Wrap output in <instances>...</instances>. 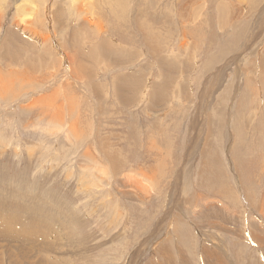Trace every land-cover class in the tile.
I'll use <instances>...</instances> for the list:
<instances>
[{"label":"rangeland","instance_id":"obj_1","mask_svg":"<svg viewBox=\"0 0 264 264\" xmlns=\"http://www.w3.org/2000/svg\"><path fill=\"white\" fill-rule=\"evenodd\" d=\"M70 1L40 3L54 42L0 59V161L62 203L40 204L59 233L8 249L23 264H264V0H100L90 23Z\"/></svg>","mask_w":264,"mask_h":264},{"label":"bare ground","instance_id":"obj_2","mask_svg":"<svg viewBox=\"0 0 264 264\" xmlns=\"http://www.w3.org/2000/svg\"><path fill=\"white\" fill-rule=\"evenodd\" d=\"M75 2L74 4H72V8L78 10L77 12H75L74 14L79 16L78 18H81L82 16H84V19L86 22L90 23L93 19H95L96 17L99 16V12L98 10V3L101 5V1H97V0H71L70 2ZM10 2V3H8ZM0 0V15H1V10H3V8L5 9V4H8L9 7H11L12 5V10L14 11V18L15 20L13 21L12 18V23H13V27L15 26L14 30L12 29H7L6 28V32L2 33L3 36L1 37V45L2 47L0 48V59H4V61H6V66H7V62L8 63H16V60L19 56L18 53H23V51L21 49H19V47H22L26 50L31 51L33 48L37 49L34 45V43L25 41V37L27 38H33L34 41L37 42H48L49 40L51 42H54V36L51 35H45L43 31H41L40 29H42V27H46L44 26V24L46 23L45 21L47 19L50 18L49 16H47V12H45L44 9H42L41 7V2L42 0ZM44 2V1H43ZM48 2V1H47ZM50 2V0H49ZM46 3V2H45ZM69 3V2H68ZM51 4V2H50ZM49 4V5H50ZM48 5V6H49ZM137 5V4H136ZM43 7H45V4H43ZM262 9L260 10L262 13L264 12V5L263 7H261ZM11 9V8H10ZM47 10V9H46ZM48 11V10H47ZM258 11V10H257ZM12 12V11H11ZM50 15V14H49ZM132 15V14H131ZM238 15V14H237ZM23 16L25 17V19L23 18ZM53 17V16H52ZM1 20V19H0ZM83 21V20H82ZM80 23V22H79ZM263 23V22H262ZM59 24V23H58ZM12 25V24H11ZM43 25V26H42ZM49 25V24H48ZM39 26H41L39 28ZM51 26V24H50ZM262 26V25H261ZM98 27V26H97ZM259 27H256V29ZM49 29L51 30L52 28L49 27ZM255 29V27H254ZM255 29V32H256ZM49 30V32H50ZM53 31H51L52 33ZM54 33V32H53ZM256 36V34H253L252 36ZM251 36V38H252ZM72 37V36H71ZM249 37V36H247ZM254 38V37H253ZM252 41V40H251ZM31 43V44H29ZM253 43V42H252ZM244 45V44H243ZM246 45V44H245ZM111 46L113 48V51L116 52L118 51V48H114V43L111 42ZM102 50L104 49L103 46H99ZM56 48V46H55ZM58 48H60V46L58 45ZM57 48V49H58ZM153 48V47H152ZM246 48V47H245ZM38 50V49H37ZM67 50V49H66ZM106 50L108 51V49L106 48ZM58 51L62 52L61 55H63V59L66 60V56H69L70 58L74 57H78V55H74L71 54L69 55L68 52H64L65 50H63L62 48H60V50L58 49ZM105 52L104 54H107V56L109 55L108 52ZM17 53V54H16ZM39 55V53H37ZM76 54V53H75ZM82 54V53H81ZM111 55V54H110ZM2 56V57H1ZM80 56V55H79ZM83 56V55H82ZM40 57L42 56V53L40 54ZM109 57V56H108ZM116 57V56H115ZM114 58V57H113ZM22 59V57H21ZM78 59V58H77ZM117 59V58H116ZM115 59V60H116ZM120 62H122V60H120V58H118ZM46 64H49L47 59H44ZM159 61V59H158ZM161 61V60H160ZM168 61V60H167ZM21 62V61H20ZM26 62V61H25ZM72 63H74V61H71ZM116 64V63H115ZM72 66V65H71ZM163 66V65H162ZM165 66V65H164ZM68 67V66H67ZM66 67V68H67ZM69 69V67H68ZM87 69V67H86ZM164 70V69H163ZM17 71V70H16ZM168 71V70H167ZM1 70H0V96L3 97L5 96L7 93L12 94V90H13V83H12V77H10L9 75L11 74H4L5 76H1L3 75V73L1 74ZM213 73V72H212ZM16 75V74H15ZM128 75V74H127ZM13 76V75H12ZM130 76V75H129ZM15 77V76H14ZM28 78V77H26ZM19 82L21 81L22 77L20 78L18 75ZM12 80V81H11ZM193 81V80H192ZM17 82V81H16ZM30 82V80H29ZM246 82V81H245ZM56 83V82H55ZM69 83V82H68ZM125 83V82H124ZM32 84V83H31ZM169 84V83H168ZM67 85V84H66ZM205 87V86H204ZM127 88V87H126ZM71 89V88H70ZM118 89V88H117ZM54 90V89H53ZM20 94V92H19ZM50 94V93H48ZM55 94V93H53ZM61 94V93H60ZM46 95V94H45ZM71 95V94H70ZM48 96V95H47ZM47 96H44L45 98ZM51 98L54 96L50 95ZM49 96V98H50ZM56 97V96H55ZM55 97H53L55 99ZM4 98V97H3ZM30 98V97H29ZM45 98H43V101ZM71 99V97H70ZM37 100H39L38 102H42V98H36V102L35 100H33V104H37ZM47 100L48 97H47ZM72 100V99H71ZM26 101V100H25ZM31 100H29L30 102ZM47 102V101H46ZM50 102V100L48 101V103ZM74 102V101H72ZM45 104V103H44ZM44 104H39L40 107L42 108L44 106ZM51 104V103H49ZM247 104V103H246ZM29 105V107H33V105L31 104H26L25 106L27 107ZM27 107V108H29ZM141 108V107H140ZM197 126V124H196ZM199 126V125H198ZM25 142V141H24ZM151 143V142H150ZM252 153V152H251ZM36 154V153H35ZM111 162V161H110ZM113 164V163H112ZM119 165V164H118ZM117 165V166H118ZM114 166H116V163L114 164ZM113 167V166H112ZM183 167V166H182ZM25 171H23L22 175H20V177L18 178L17 176H15L14 174H11V172H7L6 166L0 161V247H4L0 249V264H23V260L22 258L17 257L18 254H14L15 252H11L10 249H8V245H10V241L12 242V240H20L24 241V240H35L34 243H36V240H39L40 238L44 239L46 237H49V235H51V237L54 236V234L59 233V227L61 228V221H59L58 219H55V215L52 213L50 215H47L44 210H42L40 208V204H42L43 200V205H48L51 206L55 209L56 207H61L62 203L57 200V196L55 195L54 192L48 191L46 190L44 187H41L39 185H35V183L39 182L38 177H33L32 178V182L28 181V175H27V167H22ZM113 170V168H112ZM108 171V170H107ZM115 171V170H114ZM148 173V172H147ZM146 173V174H147ZM149 174V173H148ZM225 181V180H224ZM42 182V181H41ZM47 182V181H46ZM49 183V182H48ZM40 184V183H39ZM10 186L12 190L9 191H5V189H3V186ZM45 185V184H43ZM49 185V184H48ZM50 187V186H49ZM132 187V186H131ZM26 189L28 192L25 193L24 195L20 196L17 195L15 190L17 191H21ZM49 189V188H48ZM53 189V187L51 188ZM50 190V189H49ZM32 191L34 192V194L32 193ZM176 193V192H175ZM23 194V193H22ZM233 194V193H232ZM179 196V195H178ZM62 197V195H61ZM20 198V199H19ZM43 198V199H42ZM42 199V202H41ZM20 200V201H19ZM23 200V201H21ZM29 200L28 203H25L24 201ZM24 202V203H23ZM213 204V203H212ZM229 204V203H228ZM42 205V206H43ZM56 208V209H58ZM49 209V207H48ZM53 210V209H52ZM164 210V209H163ZM21 213L23 215H25V218H21ZM264 214V213H263ZM59 215V213L57 214ZM201 215V214H200ZM69 216L72 217V214ZM76 216V215H75ZM77 217V216H76ZM62 219V218H61ZM69 219V218H68ZM77 219V218H76ZM79 219V218H78ZM70 222V220H68ZM59 222V223H57ZM81 222V221H80ZM161 223V222H160ZM159 223V224H160ZM78 227V226H77ZM66 228V227H65ZM222 229V228H221ZM67 231V230H66ZM77 231V230H76ZM228 231V230H227ZM254 231V230H253ZM65 232V231H62ZM256 232V231H254ZM67 233V232H65ZM233 233V232H232ZM260 233V232H259ZM62 234V233H61ZM253 234V238L258 239L259 237V241H262L261 243L264 246V241L260 240L263 239V237L261 235H259V237L255 236V233ZM65 235V234H64ZM226 235V234H225ZM258 235V234H257ZM148 236V235H147ZM246 236V235H245ZM34 237V238H33ZM248 237V236H247ZM40 239V240H41ZM47 239V238H46ZM64 239V238H63ZM52 240V239H51ZM55 241V239H53ZM42 241V240H41ZM86 241V240H85ZM145 241V240H144ZM258 241V240H257ZM5 242V243H4ZM30 242V244H32ZM81 244H83V242L80 240L78 241ZM108 242V241H107ZM16 243V242H15ZM13 243V244H15ZM27 243V242H26ZM25 243V244H26ZM46 244L47 247H49L48 249H50L51 243L49 241H45L44 242ZM68 243V241H67ZM72 243V242H71ZM144 243V242H142ZM259 243V242H257ZM12 244V245H13ZM195 244V243H194ZM260 244V243H259ZM259 245V246H262ZM29 245V243H28ZM27 245V246H28ZM36 245V244H35ZM96 245L97 244H93ZM246 245V244H245ZM37 246V245H36ZM102 246V244H101ZM7 247V248H6ZM34 247V245H33ZM40 248V246H38ZM100 247V246H99ZM6 250V253L3 252L4 249ZM10 248V247H9ZM18 248V247H17ZM26 248V247H25ZM37 248V247H36ZM45 248V247H44ZM44 248L42 252H44ZM56 248V247H55ZM74 248V247H73ZM72 248V249H73ZM81 248V247H80ZM98 248V247H97ZM96 248V249H97ZM223 248V247H222ZM13 249V248H12ZM31 249V247L29 248V250ZM33 249V248H32ZM31 249V251H32ZM35 249V248H34ZM47 249V248H46ZM95 249V250H96ZM99 249V248H98ZM17 250V249H16ZM27 250V248H26ZM41 250V249H40ZM57 250V249H56ZM82 250V249H81ZM160 250V249H159ZM18 251V250H17ZM30 251V252H31ZM55 251V250H54ZM84 251V250H83ZM213 251V250H212ZM222 251V250H221ZM19 252L21 253L22 250ZM29 252V251H28ZM27 252V254H28ZM37 251L34 252V254ZM41 251H38V253H40ZM51 252V251H50ZM57 252V251H56ZM73 252V251H72ZM76 252V251H75ZM82 252V251H81ZM85 252V251H84ZM133 252V250H132ZM131 252V253H132ZM162 252V250H161ZM160 252V253H161ZM37 253V254H38ZM77 254L80 252H76ZM94 253V252H93ZM163 253V252H162ZM214 253V251H213ZM32 254L30 257L33 258L35 255ZM60 254V253H58ZM85 254V253H84ZM136 253L133 252V256L131 257V261L133 263L134 260V255ZM164 254V253H163ZM23 255V254H22ZM29 255V254H28ZM34 255V256H33ZM43 256V258H46V260L44 259V261L41 262H48L50 264H67L66 260H58V258H55L54 256L51 257H46L47 255H43V253L41 254ZM50 255V254H49ZM54 255H57V253ZM139 255V254H138ZM39 257H41L40 255H38ZM58 256V255H57ZM172 256V255H171ZM171 256L166 255V259L171 258ZM28 257V256H27ZM62 257V256H61ZM68 257V256H67ZM127 257V256H126ZM26 259V257H23ZM60 258V256H59ZM37 258H35L36 260ZM71 259V258H70ZM73 259V258H72ZM128 259V258H127ZM186 259V258H185ZM207 259V258H206ZM216 259V258H215ZM218 259V258H217ZM34 259H32L31 261L33 262ZM87 260V259H86ZM171 260V259H170ZM174 260V259H173ZM30 261L27 260V262ZM72 261V260H71ZM74 261V260H73ZM126 261V260H125ZM157 261V260H156ZM27 262H24L27 264ZM35 262V261H34ZM174 262V261H173ZM207 262V261H206ZM218 262V261H217ZM36 263V262H35ZM38 263V262H37ZM40 263V262H39ZM86 263V261H85ZM165 263V262H164ZM163 263V264H164ZM172 263V262H171ZM213 263V262H212ZM215 263V262H214ZM70 264V263H69ZM134 264V263H133ZM159 264V263H158ZM161 264V263H160ZM166 264V263H165ZM173 264V263H172ZM183 264H189L187 262L183 263Z\"/></svg>","mask_w":264,"mask_h":264}]
</instances>
